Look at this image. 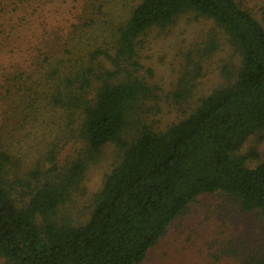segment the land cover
<instances>
[{
	"label": "trees",
	"instance_id": "1",
	"mask_svg": "<svg viewBox=\"0 0 264 264\" xmlns=\"http://www.w3.org/2000/svg\"><path fill=\"white\" fill-rule=\"evenodd\" d=\"M69 32H46L6 92L0 129V259L5 264H141L201 196L254 222L234 232L240 264H264V163L237 152L264 134V13L245 0H84ZM115 3V7L111 3ZM184 13L211 19L239 54L225 83L156 130L143 36ZM187 99L186 89H179ZM4 98V99H5ZM109 144L123 155L84 219L64 213ZM72 153L61 160L62 152ZM23 149L20 154L17 151ZM232 222L229 224L231 228ZM248 237V238H247ZM251 240L252 242H250Z\"/></svg>",
	"mask_w": 264,
	"mask_h": 264
},
{
	"label": "rangeland",
	"instance_id": "2",
	"mask_svg": "<svg viewBox=\"0 0 264 264\" xmlns=\"http://www.w3.org/2000/svg\"><path fill=\"white\" fill-rule=\"evenodd\" d=\"M245 2L259 16L264 13V0ZM111 3L116 12L115 3ZM83 8L84 0H0V129L9 109V97L5 98L9 80L19 68L31 64L46 32L55 30L65 36L79 23ZM141 43L143 72L158 102L148 121L159 131L189 115L201 98L224 85V72H233L239 63L229 36L211 19L194 13L179 15L164 29L149 30ZM179 89L188 91L186 100L178 95ZM71 153L66 148L61 160ZM237 154L245 156L251 167L264 163V134L251 136ZM122 155L114 144L106 146L100 160L89 169L84 190L66 204L64 213L84 220L95 193ZM250 222H254L252 216L242 215L219 194L201 196L168 227L141 264H240L231 256H221L220 249H240L242 237L234 228L244 230ZM261 238L256 239L258 248L264 247ZM0 264H5L4 260L0 259Z\"/></svg>",
	"mask_w": 264,
	"mask_h": 264
}]
</instances>
